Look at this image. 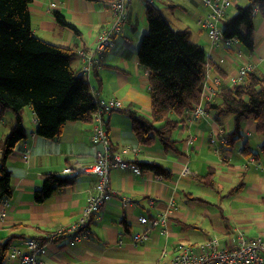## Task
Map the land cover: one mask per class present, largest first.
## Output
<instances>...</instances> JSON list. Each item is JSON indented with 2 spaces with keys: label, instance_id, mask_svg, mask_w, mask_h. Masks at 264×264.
I'll return each instance as SVG.
<instances>
[{
  "label": "crops",
  "instance_id": "obj_1",
  "mask_svg": "<svg viewBox=\"0 0 264 264\" xmlns=\"http://www.w3.org/2000/svg\"><path fill=\"white\" fill-rule=\"evenodd\" d=\"M146 1L130 2L121 32L101 53L95 52L97 37L113 20L109 0L29 2L33 34L72 49L73 69L80 72L88 56L99 59L100 67L92 68L85 77L94 96L117 99L123 105L102 114L113 148L129 162L155 161L171 171L170 177L159 178L149 171L135 173L131 169L111 168V197L91 217L90 234L74 243L67 236L47 242L40 255L44 264H166L179 246L196 248L213 237L219 246L227 248H234L240 237L264 239V155L260 149L263 138L255 131L252 120H243L240 132L223 143L218 130L223 131L221 135L232 131L231 116L215 119L210 110H205L190 118L187 111L171 135L177 140L178 152L165 150L158 141L142 145L133 134L128 109L146 116L150 109L148 74L137 57L147 30ZM148 1L159 7L173 28L188 29L190 39L204 48L207 64L202 108L214 100L218 87L215 80L234 85L241 79L238 71L244 64H251L255 73H264V17L259 13L260 18L253 20L255 47L248 51L239 43L211 41L200 25V19L209 12L203 0ZM54 11L61 12L78 33L59 26ZM231 15L225 11L222 19ZM4 115L5 120L1 121ZM2 117L0 141L14 120L8 110ZM22 122L27 137L16 144L6 160L12 193L0 210V243L11 238L7 252L13 246L25 249L26 239L43 231H57L79 218L87 197L96 190L97 175L80 172L73 184L54 191L40 204L33 201V193L44 174H59L65 167L75 169L93 163L97 152L103 150L100 143L91 141L93 121H68L56 139L35 133L31 107L24 108ZM139 216L166 217V224L147 225V231L139 223ZM145 231L146 238H135ZM7 252L2 264H9Z\"/></svg>",
  "mask_w": 264,
  "mask_h": 264
},
{
  "label": "trees",
  "instance_id": "obj_2",
  "mask_svg": "<svg viewBox=\"0 0 264 264\" xmlns=\"http://www.w3.org/2000/svg\"><path fill=\"white\" fill-rule=\"evenodd\" d=\"M247 1L245 5H236L234 15L221 19V27L224 39H235L248 51H253V19L257 13L264 17V0ZM29 2L0 0V118L6 110L14 115L8 132L0 141V207L12 193L6 160L16 144L27 137L22 122L24 108L32 109L35 133L48 139L58 138L68 121L91 122L97 110L91 85L85 77L88 73L82 74L72 67L73 50L33 34ZM145 16L147 30L140 40L137 57L148 74L150 109L148 116L128 109L131 129L142 145L158 141L165 150L178 152L177 140L171 135L183 122L184 113L200 106L207 56L204 48L190 39L188 29L173 28L159 7L148 0ZM54 17L59 26L70 27L78 33L61 12L54 11ZM217 86L214 100L205 103V110H210L215 119L225 115L233 118L232 131L222 136L230 141L233 134L240 132L241 122L250 119L263 138L260 149L264 155V73L250 71L232 86L224 83ZM131 163L136 164L140 172L149 171L159 178L171 176L168 167L155 161ZM78 175L44 174L40 187L33 193V201L43 203L54 191L73 184ZM66 228L43 231L33 238L46 244L63 236L72 238L82 231L77 229L70 233ZM10 240L0 243V264Z\"/></svg>",
  "mask_w": 264,
  "mask_h": 264
},
{
  "label": "built area",
  "instance_id": "obj_3",
  "mask_svg": "<svg viewBox=\"0 0 264 264\" xmlns=\"http://www.w3.org/2000/svg\"><path fill=\"white\" fill-rule=\"evenodd\" d=\"M131 1L132 0H109L108 8L113 15V20L98 35L95 52L101 53L112 45L113 36L122 30ZM203 1L209 8V12L200 19V25L206 31L211 41L216 44L223 42L225 45L237 43L235 39L226 40L223 38L221 19L224 15V10L234 5L238 0ZM100 65L99 59L88 56L84 61L80 73H89L92 68L100 67ZM252 68L253 66L251 64H244L238 71L239 77L242 78L247 72H250ZM219 83V80H215L216 85H219ZM94 98L97 110L92 118L93 130L91 141L93 143H100L103 150L97 152L93 163L75 169L65 167L61 172V174L83 172L97 175L95 192L87 197L86 203L80 211L79 218L66 228V232L70 233H73L77 229H82L81 233H77L71 238V243L87 237L90 234L89 221L91 217L103 204L109 201L111 197L109 187L110 169L120 167L131 169L135 173H140V169L136 164L125 160L121 153L113 148L103 125L102 114L122 108V103L117 99H103L96 97V95ZM203 112H205L204 108L196 106L190 111V118H195ZM221 141L224 143L227 142V139L222 136ZM123 151H126V149ZM23 157H25V155ZM4 203L5 202H3V204ZM1 214L3 215L2 211H0V215ZM138 221L145 225L148 231L149 226L147 225H165L166 217H153L149 219L146 216H139ZM60 232L61 231L57 234H60ZM146 237V231L135 236L137 240ZM24 245L25 249L16 246L9 249L6 255L9 264H44L40 255L45 251V244H40L37 239L31 237L24 241ZM166 264H264V239L240 237L234 248H227L219 246L217 239L213 237L212 239L200 243L196 248L179 246L177 248V253Z\"/></svg>",
  "mask_w": 264,
  "mask_h": 264
},
{
  "label": "rangeland",
  "instance_id": "obj_4",
  "mask_svg": "<svg viewBox=\"0 0 264 264\" xmlns=\"http://www.w3.org/2000/svg\"><path fill=\"white\" fill-rule=\"evenodd\" d=\"M244 1V2H243ZM157 1H155V3H156ZM238 2L239 3H237L238 5H245L248 1L247 0H238ZM157 4V3H156ZM233 6V5H232ZM232 6L230 7V8H227V9H225L224 10V14H225V11H227V12H232V14L234 15L235 14V12H236V6H233V8H232ZM234 10V11H233ZM232 16V15H231ZM256 17H258V18H260V15L259 14H257L255 17H254V19L256 18ZM227 18V17H226ZM253 19V20H254ZM254 22V21H253ZM221 25H222V22H221ZM7 113H9V112H7ZM5 115H4V117H2V120L1 121H4L5 119ZM218 134H219V139H221V137H222V135H221V130H218ZM209 142H210V139H209Z\"/></svg>",
  "mask_w": 264,
  "mask_h": 264
}]
</instances>
